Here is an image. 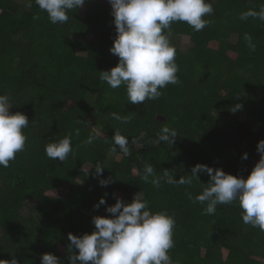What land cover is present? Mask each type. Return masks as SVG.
Here are the masks:
<instances>
[{
  "label": "trees",
  "instance_id": "obj_1",
  "mask_svg": "<svg viewBox=\"0 0 264 264\" xmlns=\"http://www.w3.org/2000/svg\"><path fill=\"white\" fill-rule=\"evenodd\" d=\"M85 5L70 11L61 26L34 3L26 9L22 0H0V94L9 95L12 113L30 121L25 151L8 168L0 167V260L14 256L19 264H40L43 254L52 253L70 264L68 234L92 233L95 216H111L106 209L117 202L116 192L131 203L142 191L152 212L175 218L172 263L264 264V232L243 223L238 202L206 215V204L189 200V193L195 197L207 186V173L192 185L162 181L155 188L141 179L145 164L157 176L167 169L177 179L190 176L196 164L250 175L264 140V21H242L240 14L258 11L264 0H214L215 14L206 17L211 23L199 32L174 23L180 83L139 105L128 103L124 86L112 89L99 80L100 72L119 63L110 51L117 32L110 5ZM184 36L193 43L187 51L181 47ZM236 105L241 107L234 112ZM242 110L245 119L237 118ZM112 113L127 116L128 123ZM230 114L233 120L226 118ZM163 124L177 132L175 143L153 145ZM115 131L129 139L131 155L110 152ZM95 133L92 144H83ZM69 134L73 153L65 162L49 159L45 146ZM141 137L135 148L132 138ZM98 163L105 168L101 175L94 172ZM102 197L106 204L94 207ZM30 199L35 214L26 217L21 209Z\"/></svg>",
  "mask_w": 264,
  "mask_h": 264
},
{
  "label": "clouds",
  "instance_id": "obj_2",
  "mask_svg": "<svg viewBox=\"0 0 264 264\" xmlns=\"http://www.w3.org/2000/svg\"><path fill=\"white\" fill-rule=\"evenodd\" d=\"M26 9L33 3L39 10L46 12L54 25H64L69 21L68 13L79 10L85 0H22ZM117 36L111 53L119 57V63L110 70L100 72L99 80L112 89L125 87L128 103L139 105L141 102L159 99L161 89L169 84L180 83L176 63L177 49L171 43V26L174 23H187L193 31L199 32L211 21L206 19L215 14L214 0H109ZM256 18L264 21V6L249 9L240 14V19ZM33 19H39L34 16ZM245 41L254 51L251 36L244 35ZM14 104L8 94H0V167L8 168L18 153L25 151L28 137L25 129L30 121L26 114L12 113ZM241 106L236 105L235 112ZM112 117L121 123H128L127 116L112 113ZM79 136V129L75 131ZM177 132L167 124L159 129L153 145L161 142L174 144ZM99 137V133L89 135L83 144L90 145ZM141 138H132L133 145ZM111 153L117 148L124 156L131 155L129 139L119 131L112 137ZM260 160L250 175L245 179L227 174L223 169H213L205 164H196L190 176L173 177L166 169L163 176H157L150 164H145L141 179L151 183L155 188L164 181L167 184L192 185L199 180V173L210 177L207 186L195 197L188 198L192 203L206 204L205 214L214 215L218 205H231L238 202L242 210V221L246 225L264 232V140L258 143ZM73 153L71 134L45 146L46 156L56 161L65 162ZM243 159H247V153ZM105 168L99 163L94 172L101 175ZM151 178V179H150ZM110 178L101 180V186H107ZM56 195V194H55ZM106 204L101 198L94 207ZM22 214L29 215L30 207L21 209ZM106 211L111 216H95V230L82 236L68 234L70 241L68 252L70 264H172L170 250L175 246V218L167 211L152 212L142 191L137 193L131 203L121 198L108 206ZM78 250V251H74ZM0 264H19L13 256L11 260H0ZM40 264H63L52 253H45Z\"/></svg>",
  "mask_w": 264,
  "mask_h": 264
},
{
  "label": "rangeland",
  "instance_id": "obj_3",
  "mask_svg": "<svg viewBox=\"0 0 264 264\" xmlns=\"http://www.w3.org/2000/svg\"><path fill=\"white\" fill-rule=\"evenodd\" d=\"M100 1H101L102 3H104V4H108V5L111 6V4L109 3V0H100ZM82 9H83V10L87 9V6L84 4L83 7H82ZM2 11H3V10L0 9V13H2ZM192 45H193V43H192L190 37H188V36H184V37L182 38V41H181V47H182V50H183V51H187L188 49H190V48L192 47ZM78 52H79L80 54H85V52L82 51V50H79ZM226 118H228V119H230V120H233V119L235 118V115L230 114V115H227ZM237 118H239V119H245V118H246V112H244V111L242 110L241 113L238 115ZM135 148H140V145H139V144L135 145ZM121 157H122V155L119 154V155L117 156L116 160H117V161H120V160H121ZM64 194H66V189L63 191V195H64ZM122 195H123V193H121L120 191L116 192V197H117V198H121ZM34 204H35V200H34V199H30V200L26 203L25 206L30 207V210H31V212H30L29 215H27V216L25 215L26 217H28V216H30V215H32V214H33V215L35 214ZM25 206H24V207H25ZM23 215H24V214H23ZM1 234H2V232H1V229H0V236H1ZM225 256H226V255H225ZM172 264H175V263H172Z\"/></svg>",
  "mask_w": 264,
  "mask_h": 264
}]
</instances>
